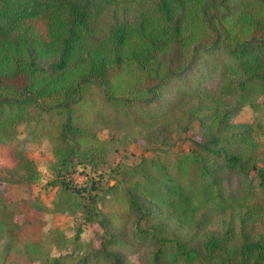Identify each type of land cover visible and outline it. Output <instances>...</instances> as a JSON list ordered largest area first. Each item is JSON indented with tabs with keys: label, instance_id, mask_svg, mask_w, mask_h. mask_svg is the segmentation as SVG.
Returning a JSON list of instances; mask_svg holds the SVG:
<instances>
[{
	"label": "trees",
	"instance_id": "1",
	"mask_svg": "<svg viewBox=\"0 0 264 264\" xmlns=\"http://www.w3.org/2000/svg\"><path fill=\"white\" fill-rule=\"evenodd\" d=\"M246 108L264 110V0H0L2 258L133 264L149 245L148 264H264V139L237 122ZM103 130L193 137L174 160L157 152L111 167L106 188L77 187L78 166L108 167ZM27 139L48 142L56 191L51 206L24 199L37 216L21 221L5 193L41 179ZM76 211L99 243L79 229L52 255L42 215Z\"/></svg>",
	"mask_w": 264,
	"mask_h": 264
},
{
	"label": "rangeland",
	"instance_id": "2",
	"mask_svg": "<svg viewBox=\"0 0 264 264\" xmlns=\"http://www.w3.org/2000/svg\"><path fill=\"white\" fill-rule=\"evenodd\" d=\"M237 122L251 123L255 127V132L264 139V110L261 112H253L251 108H246L236 118ZM23 130V129H22ZM109 133L103 130L101 137L107 140V165L108 167L95 169L93 167L78 166L77 172L73 177V183L77 187L90 188L92 185L106 188V184H113L114 173H110L111 167L117 164L131 165L137 163L143 157L151 158L159 152L169 160H174L180 151H185L190 145L189 138L193 137L191 133L183 135L180 139L175 138L170 146H159L158 144L146 143L144 140L134 141L127 140L123 136L110 139ZM21 138H26L25 132L21 133ZM27 155L33 159L39 166L41 171V179L32 184L9 185L5 193L6 200L12 204H20L22 216L20 220L31 218L34 220L36 213L25 215V208L22 201L41 199L42 202L51 206L54 198L56 187L49 185L53 180L50 172V163L52 160L49 144L46 140L30 142L28 139L24 144ZM164 150L162 153L159 150ZM6 164L0 160V166ZM93 194L96 192L93 191ZM78 211L72 213H46L42 215L44 221L43 241L44 244L52 250V255H59L72 251L74 248V237L80 229L81 239L83 241H94L99 243L95 229L86 224ZM128 235H133V227H130ZM142 251L137 255H132L133 264H148L151 247L145 245ZM0 264H38L31 262L21 251H17L7 258H2L0 251Z\"/></svg>",
	"mask_w": 264,
	"mask_h": 264
}]
</instances>
